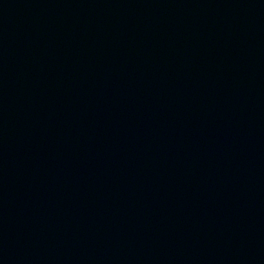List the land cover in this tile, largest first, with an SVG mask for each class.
<instances>
[{
  "label": "water",
  "instance_id": "obj_1",
  "mask_svg": "<svg viewBox=\"0 0 264 264\" xmlns=\"http://www.w3.org/2000/svg\"><path fill=\"white\" fill-rule=\"evenodd\" d=\"M0 264H264V0H0Z\"/></svg>",
  "mask_w": 264,
  "mask_h": 264
}]
</instances>
